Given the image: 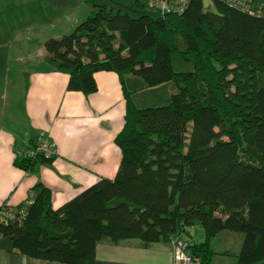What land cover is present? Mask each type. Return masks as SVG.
<instances>
[{
  "label": "trees",
  "instance_id": "obj_1",
  "mask_svg": "<svg viewBox=\"0 0 264 264\" xmlns=\"http://www.w3.org/2000/svg\"><path fill=\"white\" fill-rule=\"evenodd\" d=\"M87 1V20L44 48L49 64L68 74L69 91L91 95L97 73L119 75L126 114L115 140L118 172L58 208L39 183L0 235L30 258L95 264L104 239L169 243L200 225L205 239L190 249L204 264L222 232L244 237L238 254L223 255L239 264L264 260V18L222 0H189L184 13L165 16L147 0H136L135 15ZM176 59L193 70L176 72ZM126 75L147 86L172 82L177 92L165 106L138 108ZM37 142L15 159L30 174L56 158L28 155Z\"/></svg>",
  "mask_w": 264,
  "mask_h": 264
},
{
  "label": "crops",
  "instance_id": "obj_2",
  "mask_svg": "<svg viewBox=\"0 0 264 264\" xmlns=\"http://www.w3.org/2000/svg\"><path fill=\"white\" fill-rule=\"evenodd\" d=\"M95 78V93L69 91L68 74L49 64L45 48L27 55L12 47L0 51V209L31 205L39 183L52 190L53 207L58 208L102 178L116 176L122 154L115 139L125 121L124 116L122 126L120 109L117 112L125 103L122 83L114 72H99ZM39 134L56 143L58 155L30 174L16 167L17 150H26ZM189 231L192 242L204 241L205 235L196 240L195 231ZM243 239L237 233L217 235L209 264H239L222 253L238 254ZM0 264L60 263L18 253L11 240L0 235ZM95 264H174L173 244L138 239L115 244L104 239L97 245Z\"/></svg>",
  "mask_w": 264,
  "mask_h": 264
},
{
  "label": "rangeland",
  "instance_id": "obj_3",
  "mask_svg": "<svg viewBox=\"0 0 264 264\" xmlns=\"http://www.w3.org/2000/svg\"><path fill=\"white\" fill-rule=\"evenodd\" d=\"M95 2L115 11L122 10L135 15L136 0ZM92 10V4L87 0H0V51H9L12 47L13 51H21L22 55H27L43 50L48 39H61L64 35L71 34L79 24L87 20ZM174 69L179 73H188L193 70V65L176 59ZM125 77L123 78L125 90L138 108L165 106L177 92L172 82L147 86L140 78ZM123 98L124 106H117V112L120 109L119 121L122 126L126 114L124 90ZM42 135L56 145L45 134H39L38 140ZM192 231L196 232H194L196 240H203L204 231L200 225L193 227Z\"/></svg>",
  "mask_w": 264,
  "mask_h": 264
},
{
  "label": "built area",
  "instance_id": "obj_4",
  "mask_svg": "<svg viewBox=\"0 0 264 264\" xmlns=\"http://www.w3.org/2000/svg\"><path fill=\"white\" fill-rule=\"evenodd\" d=\"M227 6L237 9L251 16L264 18V0H222ZM148 6L161 16L166 14H182L188 7L189 0H147ZM44 154L47 159L56 157L57 146L41 136L35 150L28 155L34 157L36 154ZM16 210L10 207L0 209V224L7 225L17 216ZM19 214H25L23 212ZM174 264H204L201 258L191 254L192 241L189 237L176 236L172 240Z\"/></svg>",
  "mask_w": 264,
  "mask_h": 264
}]
</instances>
